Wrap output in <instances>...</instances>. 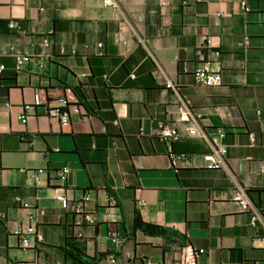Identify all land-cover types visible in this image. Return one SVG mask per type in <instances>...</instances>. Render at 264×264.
Returning <instances> with one entry per match:
<instances>
[{
    "label": "crops",
    "instance_id": "crops-1",
    "mask_svg": "<svg viewBox=\"0 0 264 264\" xmlns=\"http://www.w3.org/2000/svg\"><path fill=\"white\" fill-rule=\"evenodd\" d=\"M0 22V264H71V239L99 264H111L109 255L117 264H177L185 241L134 232L137 213L205 249L197 264H264V0H122L118 11L103 0H0ZM200 36L213 39L211 50ZM16 55L30 63L16 69ZM206 59L222 86L196 85ZM39 90L49 101L72 91L69 126L47 105L25 109ZM181 99L209 134L226 133L227 170L206 167L201 138L168 145L156 136L159 123L177 121ZM182 154L174 169L172 156ZM64 167L66 183L57 176ZM239 187L260 214L255 225L234 201ZM85 191L97 224L78 238L75 215L55 197L76 203ZM17 198L46 211L36 225L44 242L29 253L12 234L28 225ZM108 210L120 216L118 243Z\"/></svg>",
    "mask_w": 264,
    "mask_h": 264
},
{
    "label": "built area",
    "instance_id": "built-area-1",
    "mask_svg": "<svg viewBox=\"0 0 264 264\" xmlns=\"http://www.w3.org/2000/svg\"><path fill=\"white\" fill-rule=\"evenodd\" d=\"M122 0H103V5L106 8L114 11L120 10ZM245 12L249 11L246 3H241ZM11 25V28H14ZM45 46H49V41L45 40ZM199 47L205 50H211L213 48V39L209 36L199 37ZM98 47L101 49L102 44ZM64 52V51H63ZM75 54V53H73ZM218 55V53H215ZM99 55H102L101 53ZM16 69L23 68L26 64L30 63V57L26 55H16ZM4 70V67H0V73ZM188 72L187 65L183 69ZM196 85L205 87H219L223 84V78L220 72H215L212 69V61L206 59L201 67L195 69L193 72ZM132 79H135V75H131ZM168 89L176 92V87L172 83L166 85ZM68 96L59 97L55 101H49L45 97V92L39 90L35 96L32 105H26L25 109L30 110L32 108H38L43 105L49 107V114L51 117L59 120L61 126L67 127L70 125V105L76 102V98L71 90H68ZM55 103V105H54ZM54 105V106H53ZM177 121L174 123L161 122L157 125L156 136L162 142L168 145L177 143L185 137H198L201 138L209 147V152L203 156V160L206 167L210 170L228 169L226 157L228 154L227 146L223 143L226 138V133L223 130H219L216 133L209 134L203 125L201 124V116L196 113L189 101L181 99L177 106ZM23 124L28 122L29 117L27 114H23L19 117ZM255 135L250 134V144L253 147L255 145ZM181 157L172 156V166L177 169ZM42 172V171H40ZM40 173H37L34 177L36 184L40 183ZM71 175V170L68 167L57 172V176L60 182L66 183ZM55 200L60 204L61 209L64 211H71L75 215L73 227L77 231V237L83 238V228L89 226H95L97 224V218L87 212V205L93 201V194L90 191H86L80 201L71 203L65 195H57ZM17 203L23 209L28 211V225L14 230L13 235L18 239L20 248L23 250H32L37 244L44 242L43 234L37 229V222L41 217L46 215V211L42 208L32 207L28 203H23L22 199L17 198ZM234 201L238 203L244 210L251 211L253 213L252 224L255 225L261 220L260 214L254 208L247 192L239 187L234 194ZM138 206L141 207L142 203L138 202ZM105 221L107 225L112 229L109 233L110 237L116 242H119L120 235L116 228L120 223V216L117 213H112L110 210L105 212ZM6 219V215L0 213V220ZM264 240V239H263ZM206 254L205 249H198L193 245H187L182 247L179 252V259L177 264H197L198 260ZM109 261L111 264H117V258L115 255H109ZM146 264H151L147 261Z\"/></svg>",
    "mask_w": 264,
    "mask_h": 264
},
{
    "label": "trees",
    "instance_id": "trees-1",
    "mask_svg": "<svg viewBox=\"0 0 264 264\" xmlns=\"http://www.w3.org/2000/svg\"><path fill=\"white\" fill-rule=\"evenodd\" d=\"M3 25L4 24L0 22V28ZM178 157H181L180 161H182L183 159L187 158V155L182 154V155H178ZM132 228L134 232L140 231L148 237L159 238L165 241H176L183 239L185 243L182 245V247H185L187 245H192L188 241V239L183 238L182 235H180L176 231L144 222L139 213H137L134 218ZM77 246L78 243L75 239H71L67 241V247L65 249L66 260H70L71 264H99V259H97L96 257H89L88 255L82 253Z\"/></svg>",
    "mask_w": 264,
    "mask_h": 264
},
{
    "label": "rangeland",
    "instance_id": "rangeland-1",
    "mask_svg": "<svg viewBox=\"0 0 264 264\" xmlns=\"http://www.w3.org/2000/svg\"><path fill=\"white\" fill-rule=\"evenodd\" d=\"M110 10H112V9H110ZM112 11H114V10H112ZM20 171H21V172H24L25 169H20ZM40 171H42V172H40ZM38 173H40L39 175L42 176V175H44V170H39ZM112 213H115V212H112ZM13 232H14V230H13ZM13 232H12V234H13ZM112 242H113V240H112ZM117 243H118V242H117ZM27 252H28V251H27ZM18 253H19L18 256H19L20 259H25V260L28 259L27 257H23V255H20V254H22L23 252H18ZM28 253H29V252H28ZM24 255H27V254H24ZM27 256H28V255H27Z\"/></svg>",
    "mask_w": 264,
    "mask_h": 264
}]
</instances>
